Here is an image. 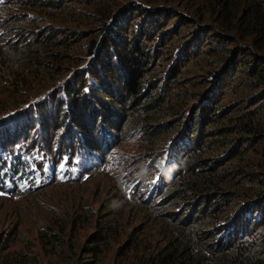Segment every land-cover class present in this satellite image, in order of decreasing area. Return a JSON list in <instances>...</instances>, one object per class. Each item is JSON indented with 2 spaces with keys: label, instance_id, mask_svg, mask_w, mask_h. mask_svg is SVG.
Instances as JSON below:
<instances>
[{
  "label": "trees",
  "instance_id": "1",
  "mask_svg": "<svg viewBox=\"0 0 264 264\" xmlns=\"http://www.w3.org/2000/svg\"><path fill=\"white\" fill-rule=\"evenodd\" d=\"M189 1L0 0V149L32 141L31 129L8 116L30 106L41 134L59 135L57 154L85 155L95 167L94 157L103 163L129 133L140 145L164 138L146 152L163 185L138 190L136 199L167 221L172 240L144 252L132 236L115 264H264V166L250 162L264 160V0H192L193 8ZM174 5L202 22L178 46L169 36L192 26ZM209 62L225 71L205 69ZM204 72L210 86L202 89ZM170 111L173 128L153 125ZM225 178L239 181L242 206L220 219L216 206L237 197ZM106 221L75 264L102 263L120 218ZM52 238L50 249L68 244ZM13 241L0 238V264H29L11 251Z\"/></svg>",
  "mask_w": 264,
  "mask_h": 264
},
{
  "label": "rangeland",
  "instance_id": "2",
  "mask_svg": "<svg viewBox=\"0 0 264 264\" xmlns=\"http://www.w3.org/2000/svg\"><path fill=\"white\" fill-rule=\"evenodd\" d=\"M187 6L193 8L195 2L191 0ZM169 9L173 10L175 15L183 16V24L189 22L192 26L188 33L183 31L186 27H181L180 34L173 33L169 36L168 39L175 41L173 44L178 46L185 40L189 41L202 22L176 5ZM189 17L192 19L187 20ZM97 19L100 21L98 17ZM173 20L167 22V25H178V22ZM196 23L198 26L194 27ZM102 27L98 31H102ZM208 27H211V24ZM94 30L97 29L92 25L83 29V34L91 36L95 33ZM169 63L163 62L164 65ZM213 66L214 62H209L205 69L209 70ZM222 66L211 70L224 72L225 66ZM203 71L204 69L199 70ZM207 73H203L205 77L201 81L202 89L204 84L206 88L210 86ZM194 76L192 81L200 77L196 74ZM34 109L31 106L24 107L8 114L12 123L17 122L23 124V128L31 129V136L35 135L32 141L25 143V139L20 140L12 150L7 149L6 152L0 149V238L14 240L11 243V251L20 254L22 261L29 264H75L77 259V263L85 259L81 249L88 239L103 228L106 220L116 217L120 218L116 235L111 237L110 251L101 257L100 264H115L118 246L132 236L144 252L155 250L157 247L164 248L173 237V234L168 232L167 221L157 217V210L154 212V209L144 207L136 199L138 190L151 192L163 185L162 178H159L160 173L155 171L154 157L146 152L160 150L159 145L164 138H159L154 144L147 142L140 145L139 134L129 133L128 137H123L122 144L105 153L103 163L101 157H94V162L100 165L95 167L85 155H76L70 150H63V155L57 154V151H61L59 135L53 140L41 134V119L36 114V107ZM175 114V111H170L164 116L155 117L153 125L169 124L170 128H173ZM184 120L181 118L179 122ZM4 125L6 124L0 123V126ZM10 127L9 130L14 135ZM178 128L179 125L176 126V129ZM261 136L263 135L255 142L260 140ZM52 150L55 153L51 152ZM221 153H208L205 156L214 158ZM246 155L247 153L244 154ZM252 159L264 166L263 159L251 157L250 162ZM18 163L22 169L17 173ZM163 164L161 162L159 167L161 170ZM225 181L224 184L232 186L229 191L236 192L237 197L226 205L216 206L217 218L230 215L242 206L237 191L239 181L233 182L230 178H225ZM227 206L231 207L224 211ZM188 207L186 205L184 208ZM54 236L68 244L56 245L50 249L49 240ZM78 254L80 256L76 258Z\"/></svg>",
  "mask_w": 264,
  "mask_h": 264
}]
</instances>
